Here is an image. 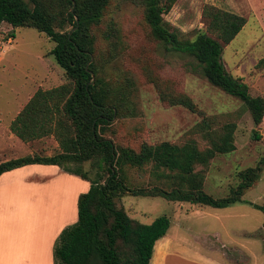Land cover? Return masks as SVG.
Returning <instances> with one entry per match:
<instances>
[{"label":"rangeland","instance_id":"obj_1","mask_svg":"<svg viewBox=\"0 0 264 264\" xmlns=\"http://www.w3.org/2000/svg\"><path fill=\"white\" fill-rule=\"evenodd\" d=\"M24 1L33 7L30 0ZM207 5L245 17L242 29L223 45L222 62L229 74L248 85L252 96L264 97V0H176L163 19L183 38L193 39L200 32L216 38L203 14ZM144 13L137 0H109L100 21L91 29L95 47L91 60L100 65L99 75L127 97L122 113L101 131L102 135L135 150L143 143L181 145L188 140L203 148L207 141L197 130L198 123L205 120L211 129H220L233 121L235 150L216 155L207 165L195 166L203 177L201 189L214 198L226 197L241 181L240 172L257 166L264 154V117L256 125L243 102L212 85L192 55L166 49L152 36ZM53 46L54 42L34 28L0 23V162L26 154L51 156L61 152L53 134L24 141L9 128L37 89L66 82L63 69L49 54ZM176 96L188 98L194 108L176 103ZM254 131L260 139H254ZM68 165L75 166L72 162ZM82 168L91 180L100 171L90 161ZM149 169L128 168L126 177L131 185L155 184ZM62 172L63 177L55 175L47 184L40 176L18 178V172L4 179L0 190V263L47 264L43 252L48 245L55 261L53 251L60 232L77 220V195L90 187L89 180ZM33 182L43 183L36 188L42 189H29ZM252 203H264V164L258 178L244 190L242 200L223 208L131 193L117 199L118 206L142 223L167 215L168 234L185 246L220 256L222 245L233 239L251 255L249 264H264L263 213Z\"/></svg>","mask_w":264,"mask_h":264},{"label":"trees","instance_id":"obj_2","mask_svg":"<svg viewBox=\"0 0 264 264\" xmlns=\"http://www.w3.org/2000/svg\"><path fill=\"white\" fill-rule=\"evenodd\" d=\"M0 0V23L13 28L31 27L54 42L49 54L63 69L66 82L51 89H37L10 122V130L29 141L53 134L61 152L46 156L26 154L0 162V175L29 164H55L64 171L90 181L86 192L77 198V220L64 228L54 246L55 264H149L155 242L166 234L170 219L163 214L150 223L130 217L117 199L125 193L161 196L169 201H189L223 208L242 200V194L256 180L264 164V154L255 167L240 172L241 181L230 194L214 198L201 189L202 174L196 165H207L216 155L235 150L233 121L220 129H211L202 120L197 130L207 145L200 148L195 140L181 145L163 141L143 143L138 150L116 145L102 135L123 108L127 97L99 75L94 55L92 27L97 24L109 0ZM144 6V18L152 36L168 50L192 55L203 75L214 86L239 98L258 125L264 117V97L252 96L248 85L229 74L222 62L223 45L229 43L244 26L240 14L212 5L204 8L209 30L193 39L183 38L163 19L176 0H137ZM14 35V31L10 33ZM109 38V33L106 34ZM99 63V62H98ZM176 103L190 109L191 101L176 96ZM254 139L261 135L254 131ZM92 162L100 171L89 179L82 164ZM75 164L74 167L68 165ZM149 172L155 184L131 185L128 168ZM252 205L263 213L264 203Z\"/></svg>","mask_w":264,"mask_h":264},{"label":"crops","instance_id":"obj_3","mask_svg":"<svg viewBox=\"0 0 264 264\" xmlns=\"http://www.w3.org/2000/svg\"><path fill=\"white\" fill-rule=\"evenodd\" d=\"M4 161V160H2ZM62 168L55 164H29L21 167H17L8 171L3 172L0 175V190L5 184L4 179L7 176L14 175L18 172V178L25 176H40L46 179V183H49L55 175L59 177H63L61 174ZM74 175V174H72ZM76 176V175H75ZM73 177V176H72ZM76 178V177H75ZM29 184V189L33 190H41L36 189L42 187L43 183H35ZM86 192V191H85ZM37 193V192H36ZM82 193V192H81ZM80 194V193H79ZM77 195V198L79 196ZM55 238H52L51 244ZM178 238L172 237L166 232L165 235L160 237L154 244L152 257L150 259L149 264H180L179 261H188V264H249L251 262V255H249L246 251L243 250V246L238 244L235 240L230 239L222 245L220 248L221 254L217 256L210 252L200 251L197 248H192L190 246H185L181 244V242L177 241ZM219 250V249H218ZM54 252V251H53ZM47 264H55V261L52 260V247L50 245L45 248ZM155 258V260H154ZM168 258L170 260L168 261ZM177 260H179L177 262ZM2 264V263H0ZM26 264V263H24ZM38 264V263H32Z\"/></svg>","mask_w":264,"mask_h":264}]
</instances>
